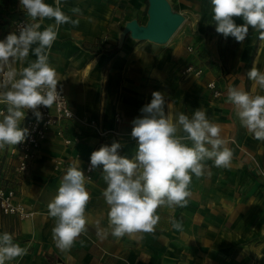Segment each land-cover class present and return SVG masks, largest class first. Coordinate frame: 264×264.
I'll return each instance as SVG.
<instances>
[{
  "label": "crops",
  "instance_id": "crops-1",
  "mask_svg": "<svg viewBox=\"0 0 264 264\" xmlns=\"http://www.w3.org/2000/svg\"><path fill=\"white\" fill-rule=\"evenodd\" d=\"M54 5V0H45ZM172 10L184 16V22L163 45L130 38L123 29L130 20L145 24L146 0H66L65 14L79 7V25L59 26L49 63L58 74V86L79 120H94L102 131H115L99 137L94 129L76 121L51 127L40 144L36 158L25 174H17L15 146L0 150V187L15 191L16 201L33 213L28 218L0 213V234L8 232L27 254L6 264H264V141L253 139L228 102V88L237 87L250 95H264V89L248 79L255 65L264 71V39L249 28L240 44L215 31L210 0H168ZM25 19L38 22L43 30L54 20L32 21L19 0L0 1V40L12 23ZM237 24L243 20L234 18ZM35 47V46H33ZM28 60L36 57L30 52ZM192 65L200 76L184 75ZM19 70L27 63L15 65ZM215 82L222 92L213 98L207 88ZM161 92L170 118L177 112L191 114L200 108L221 128L225 146L233 152L228 168L205 161V174L192 177L186 208L157 209L160 221L154 233H134L115 238L109 227L108 210L102 192V166L86 181L90 193L85 215L86 231L76 238L68 251L58 249L52 239L54 218L48 203L66 169L80 166L85 174L90 155L102 145L121 143L120 154L131 158L136 141L131 138L132 121L141 116V108L150 103L152 93ZM0 104V108L5 109ZM119 122H116V119ZM2 119V117H0ZM24 120V119H23ZM21 121L20 125L22 124ZM70 140L66 145L65 140ZM60 162V164H58ZM86 176V175H85ZM183 224L173 230L171 219ZM107 232L100 238L97 232Z\"/></svg>",
  "mask_w": 264,
  "mask_h": 264
},
{
  "label": "clouds",
  "instance_id": "clouds-1",
  "mask_svg": "<svg viewBox=\"0 0 264 264\" xmlns=\"http://www.w3.org/2000/svg\"><path fill=\"white\" fill-rule=\"evenodd\" d=\"M66 0H19L22 10L32 21L54 20L43 30L38 22L27 23L17 32L0 40V150L16 146L29 135L21 128L27 110L37 121L42 119L40 106L50 108L60 97L58 74L49 63L59 26L79 25L81 9L73 7L77 17L65 14L61 5ZM215 31L225 39L231 37L242 44L249 28L264 39V0H210ZM234 18L243 20L237 24ZM35 46V47H33ZM36 59L28 60L29 53ZM27 63L19 70L17 63ZM249 80L264 89V71L255 65L247 72ZM227 100L234 106L235 116L253 139L264 141V95H250L237 87H229ZM170 103L159 91L152 93L150 103L141 108V116L132 121L131 138L136 150L131 158L120 154L121 143L102 145L90 155V170L102 166L101 176L106 184L102 195L108 205L111 235L117 239L134 233H154L160 216L157 209L186 208L191 196L193 175L205 174V161L212 160L217 168L231 165L233 152L221 138L220 126L197 108L191 116L177 112L174 119L166 112ZM86 177L80 166H69L48 203V214L54 218L52 239L58 249L68 251L77 237L86 231L85 211L91 198L86 188ZM171 227L183 231V224L172 218ZM106 238L107 232H97ZM27 249L14 242L13 236L0 234V264L22 258Z\"/></svg>",
  "mask_w": 264,
  "mask_h": 264
},
{
  "label": "built area",
  "instance_id": "built-area-1",
  "mask_svg": "<svg viewBox=\"0 0 264 264\" xmlns=\"http://www.w3.org/2000/svg\"><path fill=\"white\" fill-rule=\"evenodd\" d=\"M0 1L9 2L12 0ZM25 24H27V22L24 19L16 22L15 30L17 34L19 27ZM182 74L200 76L202 71L196 69L192 65H188L183 69ZM207 88L211 91L213 98H219L222 95V92L213 81L207 84ZM58 91L60 92L61 97L50 108L40 106L39 111L42 113V119L40 121H37L31 110L26 111L25 118L20 127L28 129L29 135L24 142L19 143L10 151L12 155L17 156L16 169L18 175L25 174L31 162L36 158L40 144L46 138L47 131L51 127L58 126L65 121H78L81 124L94 129L100 137L106 136L107 133L116 134L115 131L106 132L98 129L94 120L85 121L76 118L68 104L65 94L60 90L59 86ZM4 110V108H0V111ZM116 122H119L118 118L116 119ZM64 142L66 145H69L71 141L66 139ZM254 166L259 170V175L264 178V171L260 166L256 162H254ZM91 172L90 163H88L85 169L86 177L91 178ZM15 196V191L13 189L0 187V213L4 216H16L20 219L30 217L32 213L28 212L23 204L16 201Z\"/></svg>",
  "mask_w": 264,
  "mask_h": 264
},
{
  "label": "water",
  "instance_id": "water-1",
  "mask_svg": "<svg viewBox=\"0 0 264 264\" xmlns=\"http://www.w3.org/2000/svg\"><path fill=\"white\" fill-rule=\"evenodd\" d=\"M147 20L139 24L133 19L127 22L123 35L129 33L130 38L148 41L155 44H166L184 22V16L172 10L168 0H147Z\"/></svg>",
  "mask_w": 264,
  "mask_h": 264
},
{
  "label": "rangeland",
  "instance_id": "rangeland-1",
  "mask_svg": "<svg viewBox=\"0 0 264 264\" xmlns=\"http://www.w3.org/2000/svg\"><path fill=\"white\" fill-rule=\"evenodd\" d=\"M12 1H15V0H12ZM9 2H11V1H9ZM146 2H147V0H146ZM19 20H23L22 18L21 19H19ZM19 20H17V21H15V22H13L12 23V26L10 27V29H8V31H3L2 32V36L3 37H6L9 33H11V32H16V30H15V24H16V22H18ZM25 20V19H24ZM0 22H1V24H4V23H8V22H6V21H4L3 19H0ZM100 137V136H99ZM104 137V136H103ZM58 164H60V162H58Z\"/></svg>",
  "mask_w": 264,
  "mask_h": 264
},
{
  "label": "bare ground",
  "instance_id": "bare-ground-1",
  "mask_svg": "<svg viewBox=\"0 0 264 264\" xmlns=\"http://www.w3.org/2000/svg\"><path fill=\"white\" fill-rule=\"evenodd\" d=\"M32 215H33V213H32ZM34 216V215H33Z\"/></svg>",
  "mask_w": 264,
  "mask_h": 264
}]
</instances>
